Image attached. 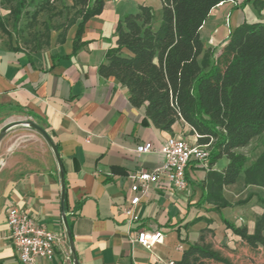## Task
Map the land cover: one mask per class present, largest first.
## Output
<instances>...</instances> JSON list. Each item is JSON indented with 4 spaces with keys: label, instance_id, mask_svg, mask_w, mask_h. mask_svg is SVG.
Returning a JSON list of instances; mask_svg holds the SVG:
<instances>
[{
    "label": "crops",
    "instance_id": "crops-1",
    "mask_svg": "<svg viewBox=\"0 0 264 264\" xmlns=\"http://www.w3.org/2000/svg\"><path fill=\"white\" fill-rule=\"evenodd\" d=\"M55 2L73 5V0ZM160 3L105 0L102 13L86 23L82 35L86 44L74 55L81 18L68 29L64 41H59L62 29L53 30L50 43L40 48L22 42L16 34L6 35L7 41L0 39V125L28 117L45 128L59 150L66 184L63 207L52 149L39 133L16 131L19 139L3 151L0 161V264H22L10 238V206L33 215L61 237L55 257L40 258L35 264H73L64 214L80 264H175L184 240L192 242L198 227L220 216L213 205H200L207 170L196 161L187 170V190L178 191L167 181L154 185L142 198L140 221L132 228L123 212L135 195L132 186L139 183L134 176L165 161L160 148L169 136L198 144L191 127L182 121L174 124V134L155 127L144 107L133 106L126 86L99 72L107 51L116 46L119 21L147 4L154 7L159 24ZM259 21H264V10L259 13L254 0H228L211 11L201 37L219 54L237 27ZM148 142L153 151L139 154L137 147ZM227 163L222 158L213 169L221 171ZM138 230L161 231L164 236L148 249L132 241Z\"/></svg>",
    "mask_w": 264,
    "mask_h": 264
},
{
    "label": "trees",
    "instance_id": "trees-1",
    "mask_svg": "<svg viewBox=\"0 0 264 264\" xmlns=\"http://www.w3.org/2000/svg\"><path fill=\"white\" fill-rule=\"evenodd\" d=\"M14 1L8 17L0 14V32L9 38L16 34L19 39L24 16L29 18L26 27L33 28L40 14L48 12L43 31L29 33L31 37L25 39L39 48L50 43L53 30L62 29L59 41H64L68 29L81 18L73 55L86 44L82 41L86 23L105 6V0H73L72 6L63 3L61 8L56 0ZM161 1L159 24L154 7L147 4L119 21L116 46L107 51L99 72L126 86L133 106L144 107L147 118L160 130L174 134L178 121L191 127L190 134L210 151L200 205H213L234 235L257 240L264 232V213L257 215L250 234L247 226L231 222L221 209L252 198L235 203L225 196V189L239 182L264 193V148L251 163L241 151L264 135V21L244 22L215 55L214 49L206 47L201 28L211 11L228 0ZM254 6L260 13L264 0H254ZM71 10L75 12L69 17ZM57 17L62 21L52 24ZM222 158L228 160L226 166L221 171L213 169ZM258 200L264 203V197L258 196ZM202 250L219 256L209 248Z\"/></svg>",
    "mask_w": 264,
    "mask_h": 264
},
{
    "label": "rangeland",
    "instance_id": "rangeland-1",
    "mask_svg": "<svg viewBox=\"0 0 264 264\" xmlns=\"http://www.w3.org/2000/svg\"><path fill=\"white\" fill-rule=\"evenodd\" d=\"M157 4H161V0H155ZM14 0L7 2L6 0H0V14L8 17L10 12V5L14 4ZM59 8L60 4L54 2ZM62 7V5L60 6ZM34 7H30L33 10ZM7 11V13H6ZM6 13V15H5ZM162 16V11H160ZM48 18V12H43L38 18V24L33 28H27L26 25L29 22V18L24 16L23 21L20 25L21 41L29 39L31 34L36 31H43V21ZM62 21L60 17L52 20V24H56ZM11 20L8 21L9 29H11ZM0 39L7 41V36L2 35L0 32ZM32 44H35L32 42ZM215 55L218 52L215 51ZM30 119L24 118H13L5 120L0 128L9 121ZM30 131L31 133H37L30 127L20 125L9 130L3 139L0 141V161L1 154L6 148L11 146L19 139L15 132ZM25 139V138H24ZM3 145L1 146V144ZM264 148V135L254 139L248 146L241 149L249 159V163L255 160L259 153ZM229 200L233 202L244 201L252 197L251 199L243 202L242 204H236L233 207L225 209L224 216L231 222L238 226H247L249 233H254L255 218L257 215L264 213V203L258 200V196L264 197V193L261 189L253 186H244L242 182L236 185L229 186L225 192ZM216 219L212 224L207 226L198 227L195 238L190 242L187 239L184 240L185 245L181 247V254L175 261V264H264V232L260 235L259 239L253 238H242L233 234L232 230L226 228L225 224L222 223L220 216L215 215ZM202 248H209L219 253V256L208 254L203 252Z\"/></svg>",
    "mask_w": 264,
    "mask_h": 264
},
{
    "label": "built area",
    "instance_id": "built-area-1",
    "mask_svg": "<svg viewBox=\"0 0 264 264\" xmlns=\"http://www.w3.org/2000/svg\"><path fill=\"white\" fill-rule=\"evenodd\" d=\"M136 151L139 154L153 151L151 142L141 144ZM165 161L153 171H140L134 178L139 182L132 186L135 195L124 208V215L130 228L140 221L138 211L142 198L150 189L161 181H167L176 190L188 189L187 170L196 161L208 168L210 151L207 146L192 144L183 136H169L160 148ZM1 165V162H0ZM7 223L10 228V238L15 246L19 261L22 264H35L38 259L52 260L61 241L60 235L48 231L38 220L23 209L10 206L7 209ZM161 231L148 232L138 230L132 238L133 242L150 249L163 238Z\"/></svg>",
    "mask_w": 264,
    "mask_h": 264
},
{
    "label": "water",
    "instance_id": "water-1",
    "mask_svg": "<svg viewBox=\"0 0 264 264\" xmlns=\"http://www.w3.org/2000/svg\"><path fill=\"white\" fill-rule=\"evenodd\" d=\"M20 125L30 127L31 129L35 130L37 133L42 135V137L46 140V142L48 143V145L52 149V151L55 155L56 161L58 163V167H59V174H60L61 187H62V206L64 207L65 188H66L64 168H63V164H62V160L60 157L59 150H58L55 142L53 141L52 137L46 131V129L43 128L42 126H40L39 124H37L36 122L32 121L31 119H25V120L21 119V120L9 121V122L5 123L0 128V141L3 139V137L6 135V133L9 130H11L12 128H14L16 126H20ZM64 224H65L67 236H68L70 247H71V255H72V259H73V264H80L78 257H77V254H76L73 236L71 233V229H70L66 214H64Z\"/></svg>",
    "mask_w": 264,
    "mask_h": 264
}]
</instances>
